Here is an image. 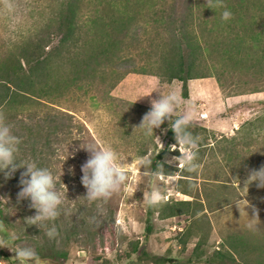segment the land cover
<instances>
[{"label": "rangeland", "instance_id": "1", "mask_svg": "<svg viewBox=\"0 0 264 264\" xmlns=\"http://www.w3.org/2000/svg\"><path fill=\"white\" fill-rule=\"evenodd\" d=\"M66 1L0 0V54L18 51L23 40L36 39L37 31ZM172 3L173 0H79L78 44L61 50L60 55L72 56L75 50L81 57L85 49L108 47V63L84 80V92L64 90L52 104L54 111H68L77 123L53 143L58 149L50 167L57 178V189H67L60 223L68 220V225L74 223L75 227L67 234L63 228L65 233L55 244V249H62L65 256L42 258L43 264H217L209 262L207 256L218 249L223 253L229 249L232 254L226 255L233 258L225 256L220 264H264V221L258 229L237 232L231 226L222 229L219 214H215L224 204L217 181L228 182L229 200L236 198V186H231L237 179L233 167L229 165V171L221 173L220 154L213 157L216 161L211 160L212 166L202 164V169L194 173L178 170V163L164 164L166 159L180 154L172 150L175 144L166 130L189 110L199 117L264 118V105L252 98L253 93L264 91V0H222L224 7L217 6V0H194L185 12L181 29L178 14L172 16ZM225 9L232 13L227 21L221 18ZM114 33L122 34L121 38L115 41ZM176 38L192 46L191 74L196 77L188 80V96L182 97L172 117L155 128L153 134H146L138 126L151 108L150 100L172 90L182 96L180 81H163L168 65L177 59L173 50ZM193 127L200 128L191 125L189 131ZM206 131L201 128L197 133L202 139H209L213 132ZM263 135L259 131L246 141L261 144ZM91 143L97 147L111 144L127 157L129 183H135L137 160L141 157H151L152 171L162 162L166 172L161 177H144L129 199L128 185L113 194L103 203L105 214L100 217L99 227L89 223V218L97 214L101 202L87 201L81 183V167L89 158L84 147ZM163 148L162 157L156 159ZM145 150V155H139ZM242 152L244 158L251 160V149ZM255 152H260L256 159L264 165V147ZM199 154L202 156L200 150ZM243 156L239 158L241 164L245 163ZM170 171L173 174H167ZM188 174L202 179L201 184L190 180ZM248 174L245 171L238 178L242 186L247 184ZM203 179L214 181L207 186ZM154 182L163 191L171 190L167 203L156 208L148 207L143 200V193L150 191ZM248 186L253 189L256 183ZM175 189L180 191L176 193ZM181 191L189 192V199ZM171 211L174 215L163 219ZM35 212L34 209V215ZM37 241L36 247L31 245L36 249L43 243ZM45 242L52 245L47 236ZM135 244L138 256L132 252ZM5 256L0 264H20L14 252L0 247V259ZM156 257L161 261L155 262Z\"/></svg>", "mask_w": 264, "mask_h": 264}, {"label": "trees", "instance_id": "2", "mask_svg": "<svg viewBox=\"0 0 264 264\" xmlns=\"http://www.w3.org/2000/svg\"><path fill=\"white\" fill-rule=\"evenodd\" d=\"M193 3L194 0H173L172 16L174 18L178 14L180 29L183 27L185 12L188 7H192ZM78 4L79 0H67L65 6L58 9L37 31L36 39L32 37V39L23 40L18 46V51L7 50L0 54V110L5 112L8 122L13 126V132L22 139L17 155L20 168L8 178L0 172V198H2L0 199V222L3 223L4 228L0 231V237L14 248L24 245L36 247L37 240H43L36 249L41 258L57 259L59 255L64 257L65 252L60 251L62 250L60 248L55 249V244L65 233L63 228L67 234L70 228L74 229L75 224L68 225V220L60 223L62 220L60 218L49 222V226L54 223L59 231V236L52 240V245H49L45 242L44 229L25 222L26 217L34 215V209L30 207L29 199H18V193L22 187L21 173L26 170L22 166L34 161L39 167L51 170V160L58 149L53 143L59 139L61 133L70 132L77 124L68 111H54L52 104L57 101L55 98L68 89L84 92L85 90L82 89L87 83L84 80L91 78L95 71L108 63V47L98 50L84 48L85 52L81 53V57L77 56L75 50L72 56L60 55L61 50H68L78 44L76 39L80 12ZM115 35V41H117L122 34ZM174 44L173 50L177 59L174 64L168 65L169 70L167 76L163 77V81L166 83L173 79L180 81V93L186 98L188 80L196 77L191 74L192 46L188 41H182L180 38H176ZM166 133L170 140L174 139L172 125L167 128ZM146 153L147 150L141 151L139 155L143 156ZM163 153L164 148L157 152L156 159L160 160ZM171 172L167 174H173ZM172 214L173 211L169 215ZM132 250L137 253V244L133 245ZM226 254L231 255L232 252L227 249L223 253L218 249L211 252L207 259L209 262L220 264L225 256L227 257ZM227 258L233 260L231 256ZM4 259L6 256L0 260L4 261ZM153 260L161 261L159 257Z\"/></svg>", "mask_w": 264, "mask_h": 264}, {"label": "clouds", "instance_id": "3", "mask_svg": "<svg viewBox=\"0 0 264 264\" xmlns=\"http://www.w3.org/2000/svg\"><path fill=\"white\" fill-rule=\"evenodd\" d=\"M217 6L224 7L222 0H217ZM221 18L227 21L232 18V13L225 9ZM152 92L141 97L149 96ZM181 101L182 96L175 90L164 95L160 94L158 99L150 100L151 108L143 116L138 127L145 129L146 134H153L155 128H159L172 117ZM193 117L194 113L189 110L172 122V131L176 140V144L172 145V150H178L180 154L170 160L166 159L164 162L168 164L178 163L183 171L189 173L202 169V164L199 162L202 138L199 135H193L189 131ZM157 140L159 141V138ZM21 143L22 139L13 132V126L8 122L5 112L0 110V172L4 173L5 178L10 177L20 168L17 155ZM84 149L89 153V158L81 167V183L86 189V195L83 197L89 202H101L98 205L97 214L89 218V223L97 227L102 222L100 217L105 214L103 203L107 202L113 194L118 193L123 186L128 185L126 195L129 199L138 190L144 177L155 178L166 174L162 163H159L157 169L152 171L151 157L145 156L137 160L135 183H129L126 170L127 157L119 153L111 144L97 147L96 144L91 143ZM22 167L26 170L21 173L20 184L22 187L18 193V199H29L30 207L36 210L35 215L25 218V222L44 229L48 239L53 240L59 236V231L54 223L49 226V222H54L61 216L62 205L67 199V189L65 192L59 191L56 187L57 178L53 172L46 167H39L34 161L26 163ZM141 168H143L142 172ZM236 180V186L239 187V180ZM253 182L256 183L258 188L264 187V166L249 172L245 183L249 185ZM143 200L148 207L156 208L167 203L168 197L161 187L154 182L150 191L143 193ZM244 202L245 207L249 206L248 201L244 200ZM135 203L134 201L132 204ZM253 217L259 222L254 207ZM3 230V223L0 222V231ZM0 247L9 248L14 252L20 264H43V259L34 246H18L15 250H12L8 241L0 237Z\"/></svg>", "mask_w": 264, "mask_h": 264}, {"label": "crops", "instance_id": "4", "mask_svg": "<svg viewBox=\"0 0 264 264\" xmlns=\"http://www.w3.org/2000/svg\"><path fill=\"white\" fill-rule=\"evenodd\" d=\"M206 91V90H205ZM204 92V91H203ZM254 94V97H252ZM251 94L252 98H255L258 105H264V91H258L256 93ZM196 102H194V105ZM225 108L227 107V104L224 105ZM215 118V119H214ZM214 119V120H213ZM192 126H200V128L193 127L190 131L193 133V135H198L197 130L201 129L208 132L209 130L213 132V135L209 134V139H201L200 142V152L202 156H199V162L201 164L210 165L212 166V161H216V158H213L214 156H218L220 154V167H221V173L224 171H229L228 168L229 165H231L232 171H234L237 175L236 178H240L243 175V172L247 171L248 173L251 170H258L263 165V161L260 163V160L256 159V156L260 154L261 148L264 147V135L261 136L263 143L258 144L255 142L253 144H248L246 140L250 139L247 138L251 134H259V131L262 133L264 132V118H261L259 116H247L243 119L236 117V118H230L227 116H219V117H199L194 116L193 118ZM199 125H196V124ZM253 124V126H251ZM190 125V127H191ZM202 125V126H201ZM189 127V129H190ZM258 131V132H257ZM175 140V139H173ZM172 140V141H173ZM207 140V141H206ZM176 144V141L172 142ZM246 142V143H245ZM204 148V149H201ZM249 151L251 149L252 158L251 160L247 156V158H244L242 150ZM220 152V153H219ZM248 154V153H246ZM264 154V153H262ZM200 155V154H199ZM204 156V158L201 160V158ZM243 156L242 160L245 161V163L241 164V157ZM240 158V159H239ZM206 162V163H205ZM176 166V165H175ZM244 167L246 168L245 170ZM178 170H181L180 167ZM189 175V174H188ZM223 175V174H222ZM190 180H196L198 184H201L202 179L196 178V175H194L193 178H191L193 175H189ZM205 183L208 182L207 186L210 185L211 182L214 180H208L203 179ZM220 182L217 187L220 190L219 198L221 203H224L221 208L219 209V219H220V226L222 229L228 230L229 227L236 228L237 232H242L244 228H254L258 229V225L261 224V221H264V187L258 188L257 186H254L253 189H248L249 187L247 184H244L242 186L240 184L239 180V187H237V180L234 181L231 186H236L234 189L236 190V198L234 200H229V183L224 181H217ZM169 188V187H168ZM233 188V187H231ZM176 193H178L180 190H174ZM182 196H185L189 199V192L181 191ZM164 193L167 195V197L171 194L170 189H166ZM186 199V200H188ZM219 200V199H218ZM244 200L248 201L249 206L245 207ZM245 207V208H244ZM253 207L257 211V218L259 222L255 220L253 217ZM229 213V214H227ZM170 214V213H169ZM169 214H164L163 219H167L165 217L173 216ZM166 215V216H165ZM211 216V215H210ZM233 224V225H230ZM236 223V224H235ZM257 225V226H256ZM234 231V230H233Z\"/></svg>", "mask_w": 264, "mask_h": 264}]
</instances>
